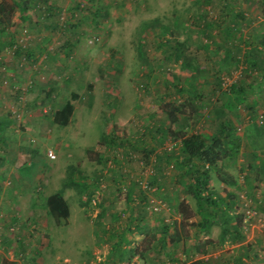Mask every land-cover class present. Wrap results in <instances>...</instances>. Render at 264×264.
Segmentation results:
<instances>
[{"label":"rangeland","instance_id":"1","mask_svg":"<svg viewBox=\"0 0 264 264\" xmlns=\"http://www.w3.org/2000/svg\"><path fill=\"white\" fill-rule=\"evenodd\" d=\"M0 3V264H264V88L223 108L231 84L248 91L264 72V0H51L26 20ZM255 48L254 70L243 53ZM68 100L73 115L59 127L48 117ZM228 121L240 148L210 188L232 193L238 232L220 239L218 221L194 227L168 130L209 135ZM114 127L122 145H99ZM60 189L70 215L56 223L44 199Z\"/></svg>","mask_w":264,"mask_h":264},{"label":"trees","instance_id":"2","mask_svg":"<svg viewBox=\"0 0 264 264\" xmlns=\"http://www.w3.org/2000/svg\"><path fill=\"white\" fill-rule=\"evenodd\" d=\"M223 1V0H222ZM225 1V0H224ZM15 7L18 9L21 18L26 20L27 11L32 9L35 16L44 15V12L49 13L52 9L51 0H12ZM43 5V10H38L39 5ZM78 6V3L76 4ZM13 11L12 7H9V13ZM8 13L7 6L0 3V25L4 27L5 21H9V17L6 16ZM241 17V15H238ZM204 28L212 29L215 26L219 28V23H203ZM234 26V25H233ZM225 36L235 35V29L227 27L223 30ZM223 34V33H222ZM71 43V44H70ZM65 45L69 46L70 49L74 47V43L65 41ZM235 53L239 54L241 51L234 47ZM64 48V47H63ZM176 52V50H175ZM229 58L232 60L233 55L228 53ZM232 56H231V55ZM243 57L246 63L249 64L251 69H261L262 63L259 62V50L257 48L252 51L244 52ZM236 56V55H234ZM235 58V57H234ZM256 87L249 89L248 91L243 86L238 84H231L228 87V99L223 104L224 110L231 112L239 105L243 104L249 94H257L261 88H264V72L261 74L260 80L257 82ZM73 98L76 96L73 95ZM169 110H166L165 113L169 118L171 123L177 122V114L181 112L178 106H171ZM74 105L71 100L66 101L61 105L60 108L55 110L49 115L50 121L59 126L66 127L71 121L73 115ZM1 126V122H0ZM169 134L173 137L174 140L179 141V157L175 160L174 168L180 173H183L188 176L189 184L187 185L186 193L196 202L197 208L194 211V214L198 216L199 221L194 224L197 232L204 231L208 229L210 225L214 222L219 223L221 227L219 238L222 239L225 236L229 235L232 232H238V223L232 221L230 215V210L233 206V195L228 192L226 197L221 198L216 195V193L210 188V180L212 178V172L216 170L217 174L220 172L218 168L219 164L227 158H232L238 154L240 148V139L236 137L235 127L228 121L221 125L219 128L209 134L202 135L200 133H186L181 130L174 132L168 130ZM107 144H112L116 146H121V140L115 131V127L110 131L108 135L101 137V143L99 145L107 146ZM144 155H151L152 149H143ZM171 157V155H166ZM156 161H160V156H155ZM222 182H229L220 178ZM233 183V181H232ZM72 184L77 185L72 182ZM82 187H85L81 184ZM44 206L47 210V214L53 218V220L58 223L60 220H67L70 215V209L68 202L64 198L63 189H60L53 194L47 196L44 199ZM178 213L183 218H189L190 212L188 205L183 202L178 204ZM101 214V213H100ZM192 214V213H191ZM193 215V214H192ZM101 216V215H100ZM161 235V244L164 242L168 230V226L163 225L160 229ZM150 243V242H149ZM205 244L212 245L211 241L207 240ZM143 256V254L141 253ZM186 264H209L201 259H196L190 261ZM239 264V263H237ZM241 264V263H240Z\"/></svg>","mask_w":264,"mask_h":264},{"label":"built area","instance_id":"3","mask_svg":"<svg viewBox=\"0 0 264 264\" xmlns=\"http://www.w3.org/2000/svg\"><path fill=\"white\" fill-rule=\"evenodd\" d=\"M50 158H54L55 156L52 153H49Z\"/></svg>","mask_w":264,"mask_h":264},{"label":"crops","instance_id":"4","mask_svg":"<svg viewBox=\"0 0 264 264\" xmlns=\"http://www.w3.org/2000/svg\"><path fill=\"white\" fill-rule=\"evenodd\" d=\"M225 197H226V195H225ZM223 198H224V197H223ZM204 253H205V252L203 251L202 254H204Z\"/></svg>","mask_w":264,"mask_h":264}]
</instances>
